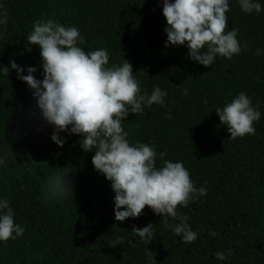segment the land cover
Masks as SVG:
<instances>
[{
	"label": "trees",
	"instance_id": "1",
	"mask_svg": "<svg viewBox=\"0 0 264 264\" xmlns=\"http://www.w3.org/2000/svg\"><path fill=\"white\" fill-rule=\"evenodd\" d=\"M228 2L226 32L239 30L241 51L204 66L188 56L187 44L166 46L163 0H0V19L7 13L0 24V200H8L14 223L25 229L0 241V264H264V0L259 14L243 12L240 0ZM41 19L76 27L86 53L107 49L105 67L128 60L140 94L150 96L155 86L167 92L163 106L144 105L122 127L130 145H155L165 160L183 163L197 189L206 188V196L177 207L198 234L194 242L183 243L148 206L139 217L117 221L111 182L92 163L95 149L84 152L82 137L67 131L60 133L62 147L51 139L54 126L11 68L15 61L27 75L35 67L36 79H44L40 46L27 41ZM241 92L261 118L255 134L232 140L216 109ZM163 166L158 155L156 167ZM53 176H66L73 193L53 195ZM149 223L154 236L146 244L131 233L133 225ZM219 251L225 260L216 258Z\"/></svg>",
	"mask_w": 264,
	"mask_h": 264
},
{
	"label": "clouds",
	"instance_id": "2",
	"mask_svg": "<svg viewBox=\"0 0 264 264\" xmlns=\"http://www.w3.org/2000/svg\"><path fill=\"white\" fill-rule=\"evenodd\" d=\"M240 6L248 14L262 11L258 0H240ZM228 11V0H175L174 3L163 0V15L168 25L164 29L168 37L166 46L187 44L188 56L204 66H211L217 56L231 59L240 53L241 45L237 39L238 29L233 27L226 32ZM0 24H7L6 12ZM27 41L28 45L40 46L44 79H36L35 67H28L27 75L15 61L11 62V68L17 71V78L33 90L42 119L54 126L51 139L57 145L62 147L66 142L60 133L67 131L82 137L80 146L84 152L95 149L92 163L111 182L115 192V219L125 221L139 217L148 206L155 214L163 215L162 222L171 227L175 235L182 236L183 243L194 242L198 234L191 230L187 216L178 215L177 207H187L190 200L206 196V188L197 189L183 163L165 160L166 153L158 154L155 145H130L128 133L122 127L130 113H143L144 105L163 106L167 92L155 86L150 96L140 94V84L133 76L131 63L125 59L122 65L105 67L109 62L107 49L86 53L77 46L78 42L86 41L76 27L66 28L51 19H41L34 23ZM244 47L247 49V44ZM202 49L207 51L202 52ZM27 50L30 52L31 46ZM2 72L8 75L9 68L3 67ZM258 107L241 92L231 103L216 109L221 124L227 126L230 139L255 134L253 124L261 118ZM158 155L164 161L161 168L156 167ZM4 162L0 159V164ZM262 167L264 169V156ZM48 188L53 195L73 193L66 176L50 177ZM14 215L8 200H0V241L24 234L25 229L14 223ZM169 218L179 223L170 225ZM152 229L151 223L143 229L133 225L131 234L147 244L153 239ZM210 235L215 236V233ZM145 254L153 259V252L148 248ZM216 258L225 260V253L217 252Z\"/></svg>",
	"mask_w": 264,
	"mask_h": 264
},
{
	"label": "bare ground",
	"instance_id": "3",
	"mask_svg": "<svg viewBox=\"0 0 264 264\" xmlns=\"http://www.w3.org/2000/svg\"><path fill=\"white\" fill-rule=\"evenodd\" d=\"M111 39H112V38H111ZM115 40H116V39H115ZM142 47H143V46H142ZM148 51H149V50H148ZM166 97H167V96H166ZM172 101H173V100H172ZM172 101H171V102H172ZM44 160H45V159H44ZM9 176H10V175H9ZM9 178H10V177H9ZM23 181H24V180H23ZM21 184H22V183H21ZM40 189H41V188H40ZM42 190H43V189H42ZM43 192H44V191H43ZM41 194H42V193H41ZM48 194H49V193H48ZM80 194H81V193H80ZM37 196H38V195H37ZM41 197H42V196H41ZM38 198H39V197H38ZM39 199H40V198H39ZM41 199H42V198H41ZM43 199H44V198H43ZM42 201H45V200H42ZM47 202H48V201H47ZM99 202H100V201H99ZM99 202H98V203H99ZM48 203H49V202H48ZM49 204H50V203H49ZM48 209H49V208H48ZM62 226H63V225H62ZM131 243H132V242H131ZM166 243H167V242H166ZM136 248H137V247H136Z\"/></svg>",
	"mask_w": 264,
	"mask_h": 264
}]
</instances>
